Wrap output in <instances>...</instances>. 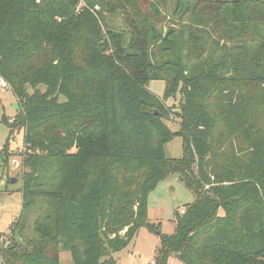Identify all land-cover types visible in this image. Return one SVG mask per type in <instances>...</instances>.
Returning <instances> with one entry per match:
<instances>
[{
	"label": "trees",
	"instance_id": "obj_1",
	"mask_svg": "<svg viewBox=\"0 0 264 264\" xmlns=\"http://www.w3.org/2000/svg\"><path fill=\"white\" fill-rule=\"evenodd\" d=\"M163 1L184 31L157 28ZM198 2L0 0V80L19 106L4 122L8 140L23 132L2 264H117L141 227L159 230L147 197L170 175L194 201L153 264H264V2ZM153 80L181 98L175 134ZM13 155L0 148V182Z\"/></svg>",
	"mask_w": 264,
	"mask_h": 264
},
{
	"label": "rangeland",
	"instance_id": "obj_2",
	"mask_svg": "<svg viewBox=\"0 0 264 264\" xmlns=\"http://www.w3.org/2000/svg\"><path fill=\"white\" fill-rule=\"evenodd\" d=\"M199 1V2H198ZM230 2L232 0H192L198 2L200 6L210 8L212 2ZM264 2V0H255ZM80 2L76 7V14L80 9ZM98 7V6H97ZM214 6H211L214 13ZM161 18L158 20L157 28L166 33L169 28L181 31V27L187 22L188 14L178 13L174 15V3L163 1L160 5ZM95 11V10H94ZM98 11V10H97ZM96 12V11H95ZM110 21V20H109ZM115 27H121L123 24L118 18V22L113 24ZM102 27V26H101ZM123 28V27H121ZM102 30L104 28L102 27ZM184 31V30H183ZM181 37L186 39L187 33L184 32ZM157 51V49H155ZM185 54V49L183 50ZM0 80V148L8 145V151L11 160H16L17 164H9L10 169L5 172L0 182V247L6 246L10 236L11 225L18 219L21 211L20 188V158L19 152L23 149V132L16 130L8 140V128L4 119L10 123L14 118L16 111L14 105L16 102L8 86ZM43 90V87H40ZM147 89L161 102V105L167 110L169 120L164 121L170 132L175 134L179 130V104L181 98L177 95L174 98L163 100L165 82L153 80L148 83ZM30 91V89H29ZM63 101V98L60 97ZM19 107V106H18ZM4 122V123H3ZM182 141L179 136L174 135L172 140L164 146L165 155L170 160H178L182 156ZM18 153V154H17ZM8 178H14V183L7 182ZM194 201V195L186 189L182 182L175 175H170L160 181L156 188L151 191L147 197V217L148 222L159 225V230L150 231L141 227L132 242L121 252L113 255L117 264H153L156 252L161 246V234L172 235L175 229V219L179 209L186 207ZM60 264H73L68 252L59 254ZM0 264L2 260L0 257ZM168 264H180L174 256L170 257Z\"/></svg>",
	"mask_w": 264,
	"mask_h": 264
},
{
	"label": "built area",
	"instance_id": "obj_3",
	"mask_svg": "<svg viewBox=\"0 0 264 264\" xmlns=\"http://www.w3.org/2000/svg\"><path fill=\"white\" fill-rule=\"evenodd\" d=\"M83 5H84V4L81 3V4H80V8L83 7ZM94 10L97 11V10H98V7H97V6L94 7L93 11H94ZM2 86L5 87L4 83L2 84ZM11 161H12V164H17L16 160L12 159ZM183 213H184V209H180V210H179V214H183Z\"/></svg>",
	"mask_w": 264,
	"mask_h": 264
},
{
	"label": "water",
	"instance_id": "obj_4",
	"mask_svg": "<svg viewBox=\"0 0 264 264\" xmlns=\"http://www.w3.org/2000/svg\"><path fill=\"white\" fill-rule=\"evenodd\" d=\"M14 109H15L16 112L19 110V107H18L17 104L14 105ZM15 181H16V179H14V178L10 179V183H14Z\"/></svg>",
	"mask_w": 264,
	"mask_h": 264
}]
</instances>
